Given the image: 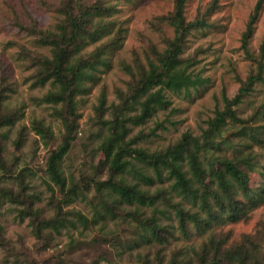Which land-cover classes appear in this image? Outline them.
<instances>
[{
    "label": "rangeland",
    "instance_id": "374dc122",
    "mask_svg": "<svg viewBox=\"0 0 264 264\" xmlns=\"http://www.w3.org/2000/svg\"><path fill=\"white\" fill-rule=\"evenodd\" d=\"M58 3L59 0H0V118L8 123L1 130L4 137L0 143L5 164L4 170H0V188L4 189V197L0 195V264H168L179 250L198 247L207 238V232L201 234L191 227L188 237H182L175 215L169 209V214L162 215L161 206L156 208V217L174 235L163 245H156L153 239L144 240L146 235H152L150 228L128 215L132 207L122 206L113 217L97 219L94 206L99 196L92 179L99 181L107 177L105 167H98L103 159L101 143L106 135L99 118L110 120L113 107L121 103L119 97L125 96L131 83L134 84L125 66L135 75L138 65L146 66L154 61L156 53L166 48L173 37L169 20L175 0H81L85 7L98 6L109 12L102 17H91L85 33L97 32L104 26L99 29L102 30L100 41L93 44L90 40L89 46L79 54L89 59V52L98 47L104 51L101 57L106 63L97 67L93 78L83 83L82 94L75 98L74 115H71L75 129L70 148L60 162L67 185L76 182L81 186L78 192L83 193L71 204L45 172L49 153L62 143L65 133L62 119L56 113L61 106L44 101L50 84L42 87L35 84L36 66L30 58L50 54L48 48L37 43L33 29L56 30L61 20L56 13ZM183 17L185 22L204 21L186 33L181 57L189 58L191 69L207 82L187 96L165 92L168 98L165 109L141 125L128 124L127 139L139 137L136 145L148 151L165 149L184 134L199 137L216 111L225 107V99H233L247 84L249 76L261 72L264 79V65L261 69L258 66V62L264 61L260 57L264 0H185ZM250 22L246 50L242 39ZM115 41L119 43L117 46ZM102 99L104 109H101ZM233 110L247 125H263L264 81L251 85ZM61 111L64 116L62 108ZM36 124L50 132L43 136L36 134ZM238 129L227 126L223 138L217 139L219 150L212 148L209 153L201 154L199 168L208 185L216 183L215 172L233 158L231 146L243 151L238 142L253 146L252 162L256 170L264 167V143L254 146L247 136H238ZM258 138L264 140V135ZM223 139L230 145L224 146ZM261 185V175L257 171L249 172L244 199L255 196L258 206L247 220L213 224L216 236L228 237L227 244L238 243L242 236L261 231L264 224ZM57 205L67 215L79 211L90 221L98 222L85 228L77 224L58 231L45 229L41 237H36L37 220L53 217ZM36 211L38 218L33 214ZM151 214L152 208H144L143 216ZM259 247L264 263V243Z\"/></svg>",
    "mask_w": 264,
    "mask_h": 264
},
{
    "label": "trees",
    "instance_id": "16d2710c",
    "mask_svg": "<svg viewBox=\"0 0 264 264\" xmlns=\"http://www.w3.org/2000/svg\"><path fill=\"white\" fill-rule=\"evenodd\" d=\"M184 5L185 0H175L174 13L169 20L173 37L166 48L161 53H156L154 61H149L146 66L138 65L135 75L130 67L125 66L127 73L134 79V84L131 83L125 96L119 97L121 103L113 107L110 120L101 116L99 118L100 124L106 129V135L101 143L103 159L98 167H105L104 173L107 177L99 181L92 179L95 192L99 196L94 212L97 219L104 221L106 215L113 217L120 207H132L133 210H130L128 215L135 222H145L149 226L152 235H146L144 240L150 242L153 239L156 245L169 243L168 237L174 238L156 217V208L159 206L163 207L162 215L169 214L168 209L175 215L177 230L182 237H188L191 227L201 234L207 232V238L198 247L179 250L168 264H264L259 247L264 243V224L257 234L244 235L241 241L235 244H227V236H216L213 231V224H233L247 220L249 213L258 206L255 196L244 199L249 186V172L257 171L261 175V186L264 190V167L256 170L252 162L253 146L243 141L238 142L243 151L237 150L235 145L231 146L233 158L228 159L222 169L215 172L217 181L212 186L203 180V171L199 168L201 154L209 153L212 148L219 150L217 139L223 138L224 130L229 125L238 127V136H247L254 146L260 144L259 142L264 143V140L258 138L264 135V124L258 127L247 125L237 118L233 110V106L240 103L251 85L264 81L261 72L249 76L247 84L233 99H225V107L216 111L199 137L184 134L175 144L158 151L138 147L136 142L139 137L127 139L130 132L128 124L141 125L159 110L166 108L168 98L165 92L187 96L207 82L206 78L191 69L192 62L189 58L181 57L186 33L191 28L204 24L202 20L185 22ZM100 10L104 12H98ZM108 12L109 9L103 10L98 6L85 7L81 0H59L56 13L61 20L55 26L56 30L44 32L33 29L37 43L48 48L50 52L49 55L30 56L36 66L34 82L41 87L49 83L50 91L46 93L44 101L55 107L60 105L64 111L63 116L61 108L56 109L62 119L65 133L62 143L49 153L45 172L64 197L66 196L68 204L83 196V193L78 192L80 184L71 182L67 185L66 178L60 171V162L70 148L75 129L74 116H71L74 115L75 98L82 94L83 83L93 78L97 67L106 63V59L101 57L104 53L101 48L97 47L98 49L89 52V59L79 54L84 47L89 46L90 40L93 44L100 41L102 30L99 29L104 26H100L97 32L85 33L91 17H102L103 13ZM250 24L251 22L247 32L243 34L244 49L247 37L251 34ZM118 44V41H115V46ZM260 50V57H264V39ZM26 56L28 57V53ZM263 65L264 61L263 64L258 62L260 69ZM101 103V109H104L103 99ZM5 125H8L6 119L0 118V143L4 137L1 130ZM34 131L42 136L50 132L41 124H36ZM140 138L142 140V137ZM229 143L227 139L222 140L224 146ZM1 154L0 146V170H4L5 164ZM82 183L86 188L85 182ZM155 185L159 186L151 192L150 188ZM0 191V195L4 197V189L0 188ZM238 194H241V198ZM147 207L152 208V214L148 217L143 216L144 208ZM189 207L195 209H188ZM72 212L67 215V212H63L61 206L57 205L53 217L37 220L36 237H41L45 229L58 231L60 228L75 227L77 224L85 228L89 223L95 222L79 211ZM38 213L36 211L33 214L37 216Z\"/></svg>",
    "mask_w": 264,
    "mask_h": 264
}]
</instances>
